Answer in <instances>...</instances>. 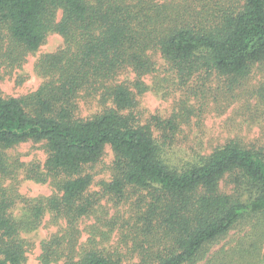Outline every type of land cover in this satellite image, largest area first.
I'll use <instances>...</instances> for the list:
<instances>
[{"label": "trees", "instance_id": "16d2710c", "mask_svg": "<svg viewBox=\"0 0 264 264\" xmlns=\"http://www.w3.org/2000/svg\"><path fill=\"white\" fill-rule=\"evenodd\" d=\"M50 32L65 43L44 64L50 79L24 97L0 96V264L22 263L19 234L34 230L46 210L70 225L88 213L86 168L104 147L115 156L106 191L141 190L149 200L133 227L149 246L137 264H264V156L229 142L177 169L166 160L174 123L154 118L158 130L170 131L159 142L132 114V89L145 90L140 79L154 72V52L182 76L243 79L264 65V0H0V66H21ZM127 70L135 82L117 80ZM85 99L112 107L81 119L78 100ZM29 141L48 153L43 171L28 172L57 191L46 201L3 187L23 167L6 152ZM18 202L27 214L20 219L12 210ZM242 222L249 226L243 235L212 251ZM76 264L122 262L92 250Z\"/></svg>", "mask_w": 264, "mask_h": 264}, {"label": "rangeland", "instance_id": "374dc122", "mask_svg": "<svg viewBox=\"0 0 264 264\" xmlns=\"http://www.w3.org/2000/svg\"><path fill=\"white\" fill-rule=\"evenodd\" d=\"M60 16L58 13L56 21ZM7 43V37H3V51ZM64 49L63 38L50 32L35 52L26 55L21 66L1 65L0 96L21 98L35 92L50 79L44 64ZM151 56L155 70L140 79L145 88L142 94L132 89L137 103L132 114L139 124L151 126L159 142L170 131L158 130L154 118L174 123L173 140L167 141L166 148L169 155L166 160L171 166L181 169L194 165L198 157H207L229 142L264 156V65H254L243 79L206 71L182 76L159 53ZM117 80L135 82L136 76L127 70ZM109 107L111 104L100 105L97 99L78 100L77 117L89 119ZM104 148L100 160L86 168L92 177L84 195L85 201H91L88 213L70 225L66 218H57L46 210L34 230H22L19 234L24 251L21 264H76L92 250L112 256L122 264L138 263L140 254L149 246L134 233L133 227L138 213L149 201L147 193L127 188L124 196L117 197L106 191L104 184L112 181L115 156L110 148ZM6 154L10 162L18 161L23 167L15 180L4 182L3 187L14 186L17 194L28 201H46L55 196L57 191L49 183L28 177L32 169H44L48 159L44 143H22ZM221 189L230 191L223 184ZM12 210L16 219L27 216L20 202ZM244 223L231 230L212 251L243 235L249 228Z\"/></svg>", "mask_w": 264, "mask_h": 264}]
</instances>
